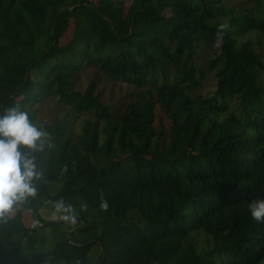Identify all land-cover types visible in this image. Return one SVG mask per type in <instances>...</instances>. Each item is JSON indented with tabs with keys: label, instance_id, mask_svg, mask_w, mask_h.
I'll list each match as a JSON object with an SVG mask.
<instances>
[{
	"label": "trees",
	"instance_id": "16d2710c",
	"mask_svg": "<svg viewBox=\"0 0 264 264\" xmlns=\"http://www.w3.org/2000/svg\"><path fill=\"white\" fill-rule=\"evenodd\" d=\"M0 0V111L36 125L51 94L77 115L44 125L37 194L0 222V264H264V0ZM219 52L197 94L202 46ZM93 68L132 86L122 111ZM159 107L167 132L154 126ZM70 204L75 224L39 210ZM103 207L102 205H105Z\"/></svg>",
	"mask_w": 264,
	"mask_h": 264
},
{
	"label": "clouds",
	"instance_id": "9594fccd",
	"mask_svg": "<svg viewBox=\"0 0 264 264\" xmlns=\"http://www.w3.org/2000/svg\"><path fill=\"white\" fill-rule=\"evenodd\" d=\"M48 133L33 124L19 106L0 111V222L6 221L14 207L37 194L41 178L37 153L44 151ZM61 221L75 224L77 216L62 200L53 204ZM106 207L105 205H102ZM252 219L264 223V198L249 203Z\"/></svg>",
	"mask_w": 264,
	"mask_h": 264
},
{
	"label": "rangeland",
	"instance_id": "374dc122",
	"mask_svg": "<svg viewBox=\"0 0 264 264\" xmlns=\"http://www.w3.org/2000/svg\"><path fill=\"white\" fill-rule=\"evenodd\" d=\"M238 0H234L233 3L237 5ZM252 40L256 49L261 53L264 61V33L255 34L250 33L244 36ZM219 43L215 46H202L199 51V56L196 58V62L205 70L204 78L201 82V86L197 91V94L202 96L212 95L215 90L216 77L215 71H207L206 63L209 59L213 58L219 52ZM95 80L97 87L96 93L99 95L101 101L114 109V111H122L127 102V93L132 90V86L123 81L110 80L103 73L93 68L82 70L77 82L74 86L75 91L83 92L90 81ZM156 117L154 126L158 130L167 132L169 128V121L162 110L157 107L155 111ZM90 114L77 115L70 107L64 106L58 99L56 94H51L45 101L36 106V126L42 127L44 125H53L55 123L65 122L71 126L74 133H79L82 121ZM15 209L9 213L12 215ZM39 214L45 221L56 220L58 212L49 207L44 206L39 210Z\"/></svg>",
	"mask_w": 264,
	"mask_h": 264
}]
</instances>
